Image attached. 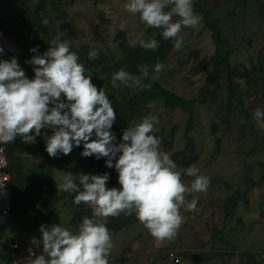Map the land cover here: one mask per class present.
Returning a JSON list of instances; mask_svg holds the SVG:
<instances>
[{
	"label": "trees",
	"instance_id": "16d2710c",
	"mask_svg": "<svg viewBox=\"0 0 264 264\" xmlns=\"http://www.w3.org/2000/svg\"><path fill=\"white\" fill-rule=\"evenodd\" d=\"M39 1L41 5L35 6L33 0H0V11L4 9L10 11L14 8L20 17L13 23L15 25L13 29L3 26L4 21L0 18V27H3V31L0 33V48L3 49V52L0 53V60H10L15 57L30 79L34 76L33 66L26 61L31 60L34 55L43 54L47 50L50 41L58 34L57 28H55L57 24L62 27L61 31H64L61 38L72 39L68 15L64 8L65 1ZM70 1L73 2L74 0ZM208 3L207 0H193L194 12L200 15L203 26L198 29L196 34H194L192 27L187 30L190 35L183 36L180 33L181 37H179L178 34L177 38L183 39V47L179 51L173 47L174 40L163 38L161 29L150 27H146L144 39H155L159 45L156 50H146L138 44L133 46L125 40L122 33L116 36L117 39H120L118 42L119 54L111 53L109 50H105L106 47L98 46L93 41L92 43L78 44V46L70 44V50L79 57L78 62L85 65V75H91L92 83L98 90L103 88L111 100L116 111V121L111 131L115 133L117 143L121 140L125 128L139 122L143 116L155 115L154 110L156 108L181 113L183 119L178 121L179 123L174 122L168 128L159 127L154 135L161 139V145L165 151L162 150L164 152L170 151L169 157L177 165L176 169L180 170L182 182H189L194 179L187 176L185 170L192 165L197 167L201 162L200 152L196 145V136L194 135L199 124L197 107L206 108L209 114L208 133L211 140L209 145L211 157L207 163L223 154L225 142L230 143L232 140L229 137L234 138L236 136V140L239 139L238 141L241 142L233 150L236 152L235 158L238 161L243 158V162L247 154L251 156L264 151V128L258 125L254 117V111L257 108L264 111V47L254 44V36L258 31L253 30L248 36L241 38L242 34L240 36L241 42L235 40L237 37L235 34H226V24L233 30H239L245 25V19L242 15V11L246 8L244 0H227L224 3L220 0H213L209 6ZM255 4V10L249 13L251 22L254 23L259 20L260 22L257 24L264 23V2L256 0ZM24 12H28V14L22 15ZM44 21H47V24ZM204 32L209 34L212 51L204 52L198 47L199 37ZM95 34L97 41L103 36L97 29H95ZM2 40L9 41L13 45L17 43L18 51L4 48ZM33 48H38V51L31 52L30 49ZM92 49L99 53L97 59L88 58V53ZM170 54H187L184 61L189 65L190 76L198 74L196 81L191 79V82L195 83V89L189 96L175 93L165 87L160 79L144 80L143 83L151 84L150 89L144 90L133 89L124 85L112 86V74L118 70L124 69L133 75H139L140 66H148L150 74H152L155 64L161 63ZM99 76H105V78L100 79ZM117 83L120 84V82ZM150 104L152 107L148 106ZM240 129L245 130L243 134L238 133ZM41 131L43 132V129ZM257 131H263V134ZM245 134L246 136L252 135L255 139L252 140V146L246 154L243 153L242 149L245 147L243 142L245 140L243 135ZM40 137H36V142L33 144L37 158L27 162L19 152L23 142L20 137H17L13 143L4 144L8 159L7 171L11 177L12 188V208L7 216H13L16 219H31L32 209L40 200L46 198L43 201V208L46 217L51 218L49 225L59 223L62 225V212H66L68 224L64 227L77 229L83 217L92 218L91 207L84 203L76 205L74 203L75 193L57 190L54 173L47 165L48 162L56 164L63 170L64 174L71 172L77 177L80 174L102 175L108 173L110 177L106 185L108 188L120 187L118 173L114 168L106 167L107 158L83 157L81 155L83 143L79 147H74L69 155L61 153L57 157H50L45 150L46 144L40 140ZM245 158L247 159V157ZM259 165L261 169L257 173L258 177L253 178L257 188L264 185V162H260ZM243 167L248 166L244 164ZM76 182L78 183V180ZM222 182L226 186L228 194L222 200V204L219 205L220 211L216 213L217 217L214 219L216 222H213L214 225L217 223V226L220 224L216 229L217 235L215 234L211 238L219 240L220 245H222L219 247L221 254H224L228 249L224 248L223 245L237 246L233 239L243 222L242 216L236 217L235 215L238 210L249 209L246 203L249 196H247V191L239 186L235 187L231 181ZM207 191L215 192L210 187ZM203 193L193 194L198 200L197 207L201 209L203 205L200 203L199 197ZM187 198L191 200L193 196ZM37 216L36 213L32 217ZM218 217H220V223L217 221ZM228 219L234 220L236 223L228 226ZM102 221L110 231L115 233L130 227L137 229L138 224L140 225L137 229L138 232L141 234L147 232L134 213L108 217ZM257 224L260 226L261 223L255 221L252 225L256 226ZM8 227V232H4L5 235L16 237L9 234L12 227L11 225ZM41 236L42 234L37 227L36 233L29 232L28 235L18 239L23 245H26L31 244L33 238L39 241ZM154 252L155 259L163 260L160 264H181L184 258L181 250L171 247L160 246ZM171 254L177 255L178 260L171 259ZM241 255H245L248 260L251 259L250 254L246 251L242 252ZM0 260L3 264H13L12 250L5 248L1 243ZM193 261L195 262V260ZM195 264L197 263L195 262Z\"/></svg>",
	"mask_w": 264,
	"mask_h": 264
},
{
	"label": "clouds",
	"instance_id": "9594fccd",
	"mask_svg": "<svg viewBox=\"0 0 264 264\" xmlns=\"http://www.w3.org/2000/svg\"><path fill=\"white\" fill-rule=\"evenodd\" d=\"M124 7L138 14L147 27L161 29L165 40H174L177 51L183 47V39L177 38L181 29L195 27L201 20L194 12L193 0H127ZM174 16L179 19L174 20ZM63 35L58 33L43 54L26 61L33 66L31 79L15 57L0 60V145L13 143L17 137L25 143H35L42 129H52L51 135L43 133L50 157L69 155L83 143V157L107 158L106 167L118 173L120 187L106 186L108 173L78 177L65 173L56 184L57 190L75 193L74 203L89 205L92 218L83 217L75 231L60 223L40 225L41 239L33 238L32 243L42 246V251L37 254L29 248L25 264H109L113 237L100 218L134 213L154 240L171 241L184 223L181 208L195 212L198 200L193 194L206 192L210 179L192 165L185 170L194 178L190 187L182 182L177 165L167 152L161 151L162 141L153 134L159 123L155 115L143 116L125 128L117 143L111 131L116 121L111 100L103 88L98 90L92 83L91 75H85V65L78 62V55L70 50V41L62 39ZM130 43L146 50L159 46L155 39L138 36ZM30 51L37 52L38 48ZM98 56L95 49L88 53L89 59ZM163 69L162 63L155 64L152 74L148 66H140L139 75L120 69L112 74L111 83L113 87L150 89L151 84L143 81L159 79ZM254 117L264 128V111L257 108ZM93 135L96 139H92ZM4 163L0 158V165ZM188 196L193 198L189 200Z\"/></svg>",
	"mask_w": 264,
	"mask_h": 264
},
{
	"label": "rangeland",
	"instance_id": "374dc122",
	"mask_svg": "<svg viewBox=\"0 0 264 264\" xmlns=\"http://www.w3.org/2000/svg\"><path fill=\"white\" fill-rule=\"evenodd\" d=\"M64 1V8L69 20V28L72 32V39L69 40L70 44L72 43L78 46V44H87L93 41L96 42L98 46L106 47L105 50H109L114 54H119L120 49L118 47V42L120 39L116 38L118 34H124L125 40L129 43L137 36L141 39H144L146 36L145 30L147 26L139 20V15L131 14L125 10L124 5L127 0ZM207 1L209 2L208 6L213 2V0ZM220 1L224 3L227 0ZM244 1L246 2V8L242 11V15L245 19V25L239 30H233L226 24V34H235L237 36L235 40L241 42V38L248 36L253 30L258 31L254 36V44L264 47V23L257 24L260 22L259 20L252 23L249 17V13L256 8V0ZM259 1L264 2V0ZM33 2H35V6L41 5L39 0H33ZM166 10H170V8ZM23 14L25 16L28 12H24L22 15ZM0 18L4 21L2 25L9 29H13V27H15L13 23L17 19H20L14 8L10 11L8 9L0 11ZM174 19L177 20L179 18L174 16ZM202 26L203 24L200 20L197 26L192 27L194 34H196L198 29ZM55 28H57L56 30L58 33L62 32V27L59 24H57ZM95 29L103 34L102 38H99L98 41L95 40V38L97 39ZM188 29L189 28H182L180 32L181 35H190L187 31ZM1 31H3V27H0V33ZM180 33L179 37H181ZM242 34L243 36H241ZM199 38L200 43L198 47L204 52L212 51L209 34L204 32ZM231 38L233 37L231 36ZM2 42L4 43V48L13 49L15 52L19 49L17 43L13 45L9 41L2 40ZM186 55L187 54H170L162 61L161 63L164 65V69L159 73V79L165 87H168L175 93L189 96L195 89V83H192L191 79L193 78L196 81L198 74H193L192 77L190 76L189 65L184 61ZM197 111L199 124L194 135L196 136V145L200 152L201 161L197 168L199 169V174L205 175L210 179L209 187L215 192L206 191L199 197L200 203L203 205L202 209L197 207L195 212H187L184 207L181 208L184 223L179 229L176 237L171 241L166 240L157 242L148 231L141 234L137 231L140 226L138 224L139 222L136 223L138 224L137 229L130 227L127 230L122 229L117 233L111 231L113 248L109 256V264H160L163 260L154 258V251L160 246L181 250L184 256L181 264H195V262L197 264H264V185L257 188L253 182V178L256 179L258 177L257 173L261 169L259 163L264 162V151L257 152L251 156L247 154V156H245L247 159L244 157L243 162V158L238 161L235 158L236 152L233 150H235L241 142L238 141L239 139L236 140V136L234 138L229 137L232 138V140L230 143L225 142L226 145H224L223 154L218 155L214 160L212 159L210 163H207L211 157L209 146L211 140L208 133L209 114L208 110L201 106L197 107ZM154 113L155 116L158 117L159 123L155 125L153 134L156 133L159 127L168 128L172 123L180 122L183 119L179 111L156 108ZM244 131V129H240L238 133L243 134ZM45 132L51 135L52 129H43L40 140L44 142L45 138L43 133ZM257 132L261 134L263 131ZM180 138L182 137L180 136ZM243 138L245 139L243 141L245 147H242V149L243 153L246 154L252 146V140L255 139L254 136H246V134L243 135ZM92 139H96V137L93 135ZM33 144L34 143H25L23 141L20 146L19 152L22 157L26 159V162L37 158V153L34 151ZM162 149L165 151L161 145V151H163ZM167 153L169 155L170 151ZM244 164L248 167H243ZM47 165L54 173L56 183L58 184L61 177L64 175L63 170L54 163L48 162ZM176 171L180 173L179 169H176ZM222 181H231V184L235 187L239 186L247 191V196H249L246 202L249 209L244 208L243 210H238L235 215L236 217L242 216L243 222V225L238 228V233L233 239V242L237 246L223 245L224 248L228 249L224 254H221L219 247L222 245H220L219 240H217V238H211L213 235H217L216 229L220 224L217 226V223L214 225L213 222H216L214 220L217 217L216 213L220 211L219 205L222 204V200L228 194V190ZM183 183L190 187L191 181H184ZM45 199L46 198L40 200L32 209L33 212L31 215L34 216L37 213V217L31 216V219H16L13 216H0V236L5 235L4 232H8V225L12 227L9 234L15 235L19 239L28 235L29 232L36 233L37 227L39 229V226L42 224L49 225L51 218L46 217L44 212L45 209L43 208V201ZM66 215V212H62V226L68 224ZM218 218L217 221L220 223V217ZM32 219L33 221L31 222ZM255 221L256 223H261L260 226H258L259 224L253 226L252 224ZM235 223L234 220H227L228 226ZM70 230L75 231L76 229L70 228ZM244 251L250 254L251 259L248 260L245 255H241ZM194 256H196V258H194ZM193 260H195V262ZM0 264H3L2 260H0Z\"/></svg>",
	"mask_w": 264,
	"mask_h": 264
},
{
	"label": "built area",
	"instance_id": "2783aa9c",
	"mask_svg": "<svg viewBox=\"0 0 264 264\" xmlns=\"http://www.w3.org/2000/svg\"><path fill=\"white\" fill-rule=\"evenodd\" d=\"M3 148V152H0V158L5 163L0 165V216L9 215L12 208V188L10 184V174L7 171L8 159L5 153L4 144L0 145ZM0 243L7 249L13 252V264H25L29 252L28 249H33L37 254L42 251L41 247H37L33 243L23 245L21 241L13 236H3L0 238ZM171 259L178 260V256L171 254Z\"/></svg>",
	"mask_w": 264,
	"mask_h": 264
}]
</instances>
